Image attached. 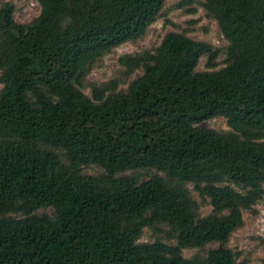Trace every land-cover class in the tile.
Returning <instances> with one entry per match:
<instances>
[{
	"label": "trees",
	"instance_id": "obj_1",
	"mask_svg": "<svg viewBox=\"0 0 264 264\" xmlns=\"http://www.w3.org/2000/svg\"><path fill=\"white\" fill-rule=\"evenodd\" d=\"M35 1L27 22L0 4V264H250L225 243L264 194V0H200L223 65L217 47L169 30L117 57L140 70L124 88L85 76L164 0ZM216 115L227 129L201 124ZM142 168L154 171L124 173ZM155 223L175 243L137 241Z\"/></svg>",
	"mask_w": 264,
	"mask_h": 264
},
{
	"label": "rangeland",
	"instance_id": "obj_2",
	"mask_svg": "<svg viewBox=\"0 0 264 264\" xmlns=\"http://www.w3.org/2000/svg\"><path fill=\"white\" fill-rule=\"evenodd\" d=\"M11 2L14 6L13 19L16 22H27L38 13V5L35 0H0ZM180 2V3H179ZM182 31L197 40H204L217 47L220 51L215 58V67L224 63L223 48L226 41L220 34L217 24L213 18L206 15L200 5V0H164L159 15L148 25L145 32L137 39L125 41L109 49L99 56L89 71L85 79L88 82L101 83L112 78H117L118 88H124L126 83L140 73L135 69L126 75L123 68L118 64L117 57L126 52H137L143 49H152L160 41L166 31ZM205 56L198 59L196 69L205 68ZM84 91L89 94L86 87ZM201 124L217 130L227 129L226 120L223 116L216 115L201 121ZM101 169L95 165L83 167V171L96 173ZM154 171L149 169L127 170L124 173L137 174L139 178H145ZM190 189L192 196L199 200L195 191ZM199 214L204 215L210 211V205L199 201ZM39 212L50 213V208H41ZM264 233V194L254 203L253 210L242 212V222L229 235L226 245L236 254L237 260L245 259L250 264H264V242L260 238ZM158 239L168 244L175 243L174 231L164 223L146 225L142 228L137 241H152ZM217 245V242H208L202 247H183L181 254L185 257L195 253L205 254L208 248Z\"/></svg>",
	"mask_w": 264,
	"mask_h": 264
}]
</instances>
